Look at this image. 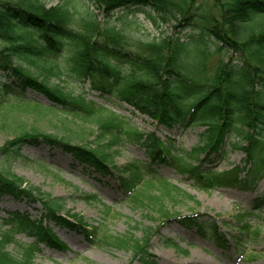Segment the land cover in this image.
<instances>
[{
  "label": "trees",
  "instance_id": "trees-1",
  "mask_svg": "<svg viewBox=\"0 0 264 264\" xmlns=\"http://www.w3.org/2000/svg\"><path fill=\"white\" fill-rule=\"evenodd\" d=\"M142 5L149 8L140 9ZM81 6L72 9L67 3L47 7L42 0H0L1 127L9 118L14 122L13 137L0 146L1 161L19 160L26 147L45 144L70 155L87 171L114 176L122 192L139 204L147 198L136 191L141 184L151 189L156 181L170 193L167 180L155 171L159 164L174 166L201 189L255 191L264 176V0H87V5ZM139 9L156 28H160V19L167 20V14L179 16V24L173 33L131 39L124 27L115 25L113 17L117 11ZM180 27L188 29L187 33L177 31ZM52 77L74 79L96 97L127 104L167 129L201 123L205 126L201 135L204 145L185 153L195 161L175 156L155 133L139 131L113 113L97 117L107 111L102 104L84 92L52 84ZM25 90L41 94L49 104L26 99L20 95ZM21 110L32 112L35 120L55 112L84 123L97 117L98 131H90L94 140L81 137L87 142L75 143L69 135L58 136L34 122L13 117L14 111ZM79 128L84 132L83 126ZM124 141L139 144L149 162L132 159L115 175L111 151ZM207 150L215 153L217 160L225 158L229 150L242 151L244 157L231 169L218 172L196 156ZM4 196L39 203L42 210L38 217L28 211L9 212L2 222L7 229L0 233V264H35L34 253L41 245L65 248L49 222L78 229L88 240L127 250L133 258L155 264L147 244L158 229H146L142 238L129 232L99 235L83 217L62 215L60 197L43 193L2 167L0 198ZM85 198L96 196L87 194ZM252 205L253 211L244 209L235 215V222L248 235L253 228L249 217L262 210L264 192L255 196ZM161 215L165 217L162 221L178 219L217 247L229 249L218 217L205 219L193 213L178 218L163 210ZM19 232L32 241L20 255H14L8 246L16 242ZM165 243L178 246L173 239Z\"/></svg>",
  "mask_w": 264,
  "mask_h": 264
},
{
  "label": "rangeland",
  "instance_id": "rangeland-1",
  "mask_svg": "<svg viewBox=\"0 0 264 264\" xmlns=\"http://www.w3.org/2000/svg\"><path fill=\"white\" fill-rule=\"evenodd\" d=\"M42 2L47 7L67 3L72 9H82L81 5H87V0H82L81 4L67 0H42ZM145 8L149 6H140V9ZM140 9L135 12L117 11L113 17L115 25L124 27L131 39L146 38L148 34L152 37L173 33L174 26L179 24V16L176 18L172 14H167V20L160 19V28H156ZM95 12L102 18L99 10ZM125 14L126 16L121 18ZM183 29L184 27H180L177 31L187 33L188 29ZM0 78L4 79L1 72ZM50 82L59 84L67 91L84 92L87 97H94L107 110L98 113L97 117H106L113 113L126 121L127 125L139 131L155 133L165 146L170 147L175 156L180 155L193 161L194 159H190L185 153L204 145L201 135L205 126L201 123L167 129L157 125L151 117L127 104L112 103L96 97L97 94L88 92V86H83L74 79L52 77ZM20 95L45 105L49 104L44 96L33 90H25ZM2 113L4 109L1 107L0 146L14 135V122L11 118L4 128L1 127V117L4 115ZM12 115L21 121L34 122L45 131L56 133L58 136L69 135L75 143L83 144V142L94 140V135H91L90 131L93 129L98 131L95 121L97 117H93L92 122L84 123L80 119L67 117L61 112L48 113L46 117L38 120H35L32 112L23 110L14 111ZM62 121H65L66 125L63 126ZM80 126L84 127V132L79 128ZM81 137L88 139L82 141ZM111 153L114 161L112 172L115 175H117L116 171L132 159L149 162L145 150L135 142L124 141ZM196 156L203 159L204 166L223 172L240 163L244 154L239 150H229L225 158L217 160L215 153H208L207 150ZM40 161L48 165L45 167L40 164ZM2 167L43 193L60 197L63 205L62 215L77 214L83 217L88 227L98 229L99 235L105 231L114 235L129 232L142 238L146 229L151 228L153 231L158 229L157 233L153 232L147 244V252L153 256L155 264H264V206L261 211L255 210V214L249 217V223L253 226L251 235L245 234L240 225L235 222V215L240 211L244 209L253 211V199L264 192V176L253 192L231 187L201 189L192 185L174 166L159 164L155 167V171L159 177L167 180L170 193L167 194L166 190L156 181L151 189L141 184L136 191L143 193L147 198L139 204L122 192L114 176H104L94 171H87L70 155L45 144L26 147L19 160L4 164L0 159V169ZM174 186L180 191H177ZM87 194L95 195L96 199H86ZM41 210L39 203L28 204L10 196L0 198V233L7 229L2 222L9 217L10 211H28L33 217H38ZM161 210L178 216V218L193 213L201 214L205 219L218 217L223 221L219 224V228L227 235L229 249L223 250L217 247L196 232L181 225L178 219L169 222L162 221L165 217L161 215ZM48 224L66 247L53 249L41 245L34 253L35 264H146L133 258L131 252L127 250L88 240L78 229L56 226L50 222ZM233 236H236L234 239L238 240V243H235ZM15 239L16 242L8 246V250L14 255H20L25 244L32 241L22 232L17 233ZM168 239H173L178 246L167 245L165 241Z\"/></svg>",
  "mask_w": 264,
  "mask_h": 264
}]
</instances>
